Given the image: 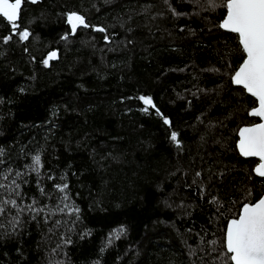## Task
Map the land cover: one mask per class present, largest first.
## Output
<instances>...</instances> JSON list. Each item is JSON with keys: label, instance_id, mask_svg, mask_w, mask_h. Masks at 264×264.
<instances>
[{"label": "trees", "instance_id": "1", "mask_svg": "<svg viewBox=\"0 0 264 264\" xmlns=\"http://www.w3.org/2000/svg\"><path fill=\"white\" fill-rule=\"evenodd\" d=\"M221 3L22 0L16 33L0 16V200L44 209L13 230L7 206L0 264H223L264 177L237 146L257 101L231 82L245 55ZM72 12L89 27L72 33Z\"/></svg>", "mask_w": 264, "mask_h": 264}, {"label": "snow or ice", "instance_id": "2", "mask_svg": "<svg viewBox=\"0 0 264 264\" xmlns=\"http://www.w3.org/2000/svg\"><path fill=\"white\" fill-rule=\"evenodd\" d=\"M32 2L35 3L36 0H32ZM21 6L22 0H14V2L13 0H0V16L11 23L14 33L18 29L17 20ZM219 6L226 9V15L219 24V28L236 34L240 49L245 55L243 63L232 75L231 82L235 85H242L243 89L258 101V107L253 108L249 114L264 118V0H222ZM67 22L71 26L72 33H75L78 27H89L85 17L75 12L68 14ZM97 30L105 31L103 28ZM18 35L19 39L23 41L29 38L30 33L24 29L19 31ZM8 39H11V36L5 37V42ZM105 39L107 40L108 37ZM56 55L55 52L50 53L48 59L43 61L44 64L47 65L49 60L55 58ZM139 99L146 105L143 111L149 110L147 106L155 108L151 97L141 96ZM157 112L159 113L158 109ZM163 122L170 124L167 118ZM170 139L179 147L180 141L177 132H171ZM239 149L243 156L260 158L262 162L256 167L255 172L260 177H264V123L240 129ZM32 160L33 163L30 167L33 171L39 172L41 157L36 155ZM16 175L19 176L20 173L17 172ZM4 187L5 185L0 184V188ZM56 187L63 192L67 185H57ZM19 188L20 185L13 180L8 191L14 193L15 196H20ZM67 198V196L64 197V199ZM8 205L17 209V215L11 217L9 221L13 230L20 224V212L27 210L39 214L44 211L43 208L35 207V200L25 209L17 203L16 199L12 198L0 200V217L5 214ZM66 207L67 205H65ZM60 211H64V209L62 208ZM71 211L78 212L79 209ZM0 227H3V224H0ZM122 232L123 229H119L114 235L118 238ZM65 243H70V241H65ZM224 248L223 264H264V195L253 203H244L238 218L228 221Z\"/></svg>", "mask_w": 264, "mask_h": 264}, {"label": "water", "instance_id": "3", "mask_svg": "<svg viewBox=\"0 0 264 264\" xmlns=\"http://www.w3.org/2000/svg\"><path fill=\"white\" fill-rule=\"evenodd\" d=\"M224 30V29H223ZM226 31V30H225ZM56 53V52H55ZM57 54V53H56ZM243 63V62H242ZM235 85V84H234ZM235 86H240V87H242L243 88V86L242 85H235ZM247 92V91H246ZM249 95H251L250 93H248ZM256 107H258V101H257V106ZM255 108V107H254ZM251 112V111H250ZM250 116H252V117H256V118H258L259 119V121L257 122V123H254V124H252V125H246V126H243V127H241L240 129H242V128H245V127H252L253 125H255V124H259V123H264V118H261V117H258V116H253V115H250ZM239 140H240V130H239ZM239 140H238V143H237V146H238V150H239V153L241 154V152H240V149H239ZM242 155V154H241ZM243 156V155H242ZM243 157H245V158H255V159H257L258 160V163L256 164V166H255V168H254V172H255V169H256V167L262 162L261 160H260V158L259 157H246V156H243ZM255 174L257 175V173L255 172ZM258 177H260L259 175H257ZM264 195V194H263ZM236 218H238V217H236ZM232 219H234V218H232ZM231 220V219H230ZM229 220V221H230Z\"/></svg>", "mask_w": 264, "mask_h": 264}]
</instances>
